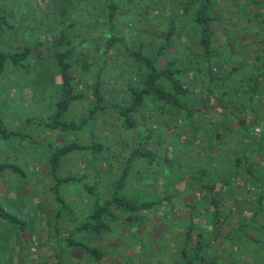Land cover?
<instances>
[{
  "label": "rangeland",
  "instance_id": "rangeland-1",
  "mask_svg": "<svg viewBox=\"0 0 264 264\" xmlns=\"http://www.w3.org/2000/svg\"><path fill=\"white\" fill-rule=\"evenodd\" d=\"M70 1L67 21L75 22V26L69 29V35L77 45V52H83L88 63L94 61L82 77L92 80L100 63H104L101 77L104 92L123 96L121 89L127 87L129 77L133 76L130 49L118 46L104 52L110 33L104 9L108 0ZM116 1L121 7L116 15L115 32L125 36L129 47L138 45L141 38L145 43L142 47L151 45L153 37L161 42L165 29L172 23L178 28L172 37L173 47L168 51L174 53L176 49L184 63L192 59L190 63L196 64L195 54L202 51L192 35L193 28L180 15V0ZM59 4V0H0V14H6V22L11 25L4 33L0 50L17 51L25 45L50 42L61 25ZM211 14L212 47L220 51L223 59L219 55L213 57L219 69L214 75L219 76L212 82L206 77L204 62L184 75V83L190 89L188 101L185 100L194 110L192 119L184 113L168 112L160 116L158 124V119L154 121L156 111L146 109L142 111L146 120L133 129H124L110 112L99 114L78 132L49 131L35 124L25 127L28 117H47L56 98L58 74L52 48L42 45L34 50L29 60L24 61L29 62L24 67L7 64L0 75V117L6 128L22 131L26 136L5 139L0 135V162L18 164L26 176L0 172V205L24 217L28 227L20 231L0 221V264H54L57 205L49 191L51 173L42 142L61 146L94 139L110 146L108 158L87 165L88 153L82 155L78 151L61 165L63 174H86V180L91 183L94 178L98 184L97 192L87 194L74 182L65 188L64 196L78 217L88 214L93 199L98 197L102 203L108 198L126 157L138 143L142 150H152V156L136 157L126 178L125 191L136 197L161 199V203L154 209L131 214L141 217L142 222L112 224L111 238L103 237L100 241L107 254L99 261L89 259L80 250L66 248L65 264H182L178 250L190 221L194 223L193 234L202 232L211 240L205 254L214 256L220 264L241 261L264 264V248L250 242L238 247L237 239L225 237L231 229L250 221L260 186H264V76L253 95L252 83L247 82L252 72L264 68V0H214ZM82 77L76 80L79 88ZM208 102L210 108L208 105L205 112L197 110ZM88 105L87 100L74 104L70 118L80 119ZM151 126L154 134L145 141L147 127ZM156 131L163 135L159 140ZM241 154L249 159L248 165L258 180L250 181L239 173L233 176L229 188L217 187L223 226L222 236L214 239L215 224L211 213L204 212L208 202L205 191L198 186L197 169L200 165L209 170L217 166V173L229 175L231 160ZM116 213L119 217L126 216L122 211ZM58 221L62 222L64 235L74 226L65 213ZM261 221L264 226L262 215L257 218V222ZM247 232L264 240V227L258 224L250 226ZM75 238L89 245L94 243L90 235L76 234Z\"/></svg>",
  "mask_w": 264,
  "mask_h": 264
},
{
  "label": "trees",
  "instance_id": "trees-1",
  "mask_svg": "<svg viewBox=\"0 0 264 264\" xmlns=\"http://www.w3.org/2000/svg\"><path fill=\"white\" fill-rule=\"evenodd\" d=\"M59 1L58 20L61 22V25L58 28L59 32L56 34V37L50 42H39L32 47L25 45L17 51H11L9 49L0 50L1 75L7 64L24 67L29 63L24 61H28L33 51L40 49L42 45L52 48L54 66L58 74L56 91L54 93L56 98L52 101L50 113H48L47 117H28L24 122L25 127L30 124H35L49 131L78 132L96 120L99 114L110 112L118 118L124 129H133L136 128L140 121L143 119L146 120L144 114H142V111L146 109L156 111V113L153 112L155 117L154 121L158 119L156 122L158 124L160 116L168 112L184 113L192 119L194 110L187 105V97L190 94V89L184 83V75L187 72L197 70L200 67L198 63L204 62L206 77L212 82L213 79L219 76L214 75L217 65H215L213 57L219 55L218 57L223 59V57L221 58L220 51H215L212 47L214 17L211 14V10L214 0H180V6L182 8L180 15L193 28L194 33L192 35L202 51V53L195 54L197 61H195L196 64L194 63V65L190 63L192 59L184 63L182 57L178 55V50L175 49L174 53L168 51L173 47L172 37L178 28L177 25L172 23L167 30L165 29L161 42L158 43L153 37L155 41L151 45L148 43L147 47H142L145 43L140 37L141 39L137 43L138 45L132 48L129 47L125 36L115 32L116 15L121 4L116 0H108L104 9L106 10L110 33L105 39L104 52H110L118 46H122L124 49H130L129 64L133 76L129 77L130 80L127 87L121 89L123 96L119 94L112 96L110 92H104L101 80L104 63H100V68H98L92 80L88 81L87 78L82 77L83 74L90 71L94 61L88 63L86 55L83 52H77V45L73 43L74 39L69 35V29L75 26V22L67 21L69 20L68 14L71 8V1ZM94 8L96 9V6ZM6 20V14H0V43L3 40L5 31L11 27ZM155 30L153 31L154 33H156ZM153 32L152 35H154ZM77 68L81 70V75L78 73ZM259 70L261 72L257 68L247 78V82L252 83V95L259 88L260 78L264 76V68H259ZM78 77H82V85L80 88L76 82ZM81 100L89 101L87 111L80 119L74 120L70 118V108ZM210 104L208 102L206 106L197 110L199 112H205L208 105V109L210 108ZM241 106L242 108L244 107L243 105ZM152 127H147L148 133L144 137L145 141L148 140V137L153 136L154 130ZM0 135L5 139L26 136L22 131L16 132L6 128L1 117ZM155 136L159 140L163 135L156 131ZM42 144L46 150V161L49 163L51 173L50 178L52 184L49 186V191L54 196L57 205V212L55 214L57 227L55 229L56 247L54 249V264H65L67 262L63 259L66 248L80 250L89 259L99 261L107 254V250L100 245V241L103 237L111 238L109 236L113 232L112 224L115 222H142L141 217L136 214H131L142 210L154 209L161 203V199L144 195L136 197L125 191L126 178L130 174V169L136 161V157L145 159L148 156H152V150H142L139 147L141 143H138L126 157L119 177L111 186L112 190L108 198L100 203L101 201H98V197L96 196L97 198L93 199L88 214L80 218L76 215L74 207L66 200L64 196L65 188L74 182L80 185L81 191L87 194L97 192L96 188L98 184L96 180L94 181V178H92L93 182L91 183L86 180V174L80 176L63 174L61 165L69 155L78 151L82 155L88 153V159L90 161L85 162L87 165L90 163L96 165L97 160L109 157L108 151L110 150V146L95 139L87 143H81L75 140L61 146H55L45 141ZM231 161L232 165L228 169L229 175H225L224 172L217 173V166L209 170L207 167L200 165L197 169L198 175L196 180L199 188L205 191L204 195L208 202L203 207L205 209L204 212L211 213L214 220L213 223L215 224L214 239L222 236L221 230L223 226L219 207L221 195L220 192H216L217 187L220 185L222 188H229L232 185L233 176L239 173L245 175L250 181L258 180V177L248 165L249 159L246 155H237ZM2 171H9L21 177L26 176V172L21 166L9 161L0 162V172ZM260 189L258 197H256L255 207L250 216V221L231 229L225 235L228 239H237L238 242L236 245L238 247L250 242L257 247L264 248L263 239L250 235L247 232V229L254 224H258L261 228L264 227L262 221L261 223L257 222L258 216L262 215L264 218V186H260ZM116 211L125 212L126 216L119 217ZM64 213L74 223L72 230L66 235L61 232L60 224L62 222L58 221ZM0 221H5L20 231H24L28 227L27 220L24 217L16 213H11L1 205ZM193 227L194 223L190 221L178 250V255L183 259L182 264H220L214 256L205 254L206 247L211 240L206 238L202 232L193 234ZM76 234L90 235L94 238V243L91 245L86 244L84 241L75 238ZM228 264H251V262L241 261Z\"/></svg>",
  "mask_w": 264,
  "mask_h": 264
}]
</instances>
